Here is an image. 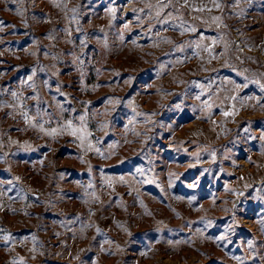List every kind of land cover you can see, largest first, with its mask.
Returning a JSON list of instances; mask_svg holds the SVG:
<instances>
[{
  "label": "rangeland",
  "instance_id": "1",
  "mask_svg": "<svg viewBox=\"0 0 264 264\" xmlns=\"http://www.w3.org/2000/svg\"><path fill=\"white\" fill-rule=\"evenodd\" d=\"M0 20V264H264V0H0ZM13 92L46 128L87 112L95 147Z\"/></svg>",
  "mask_w": 264,
  "mask_h": 264
},
{
  "label": "snow or ice",
  "instance_id": "2",
  "mask_svg": "<svg viewBox=\"0 0 264 264\" xmlns=\"http://www.w3.org/2000/svg\"><path fill=\"white\" fill-rule=\"evenodd\" d=\"M185 2H187V0H185ZM216 7H219V5L217 4ZM73 11L75 12L76 10L73 9ZM216 19H219V17H217ZM2 24H3V21L0 20V25H2ZM79 30L80 29L77 28V31H79ZM191 30L195 31V29H191ZM209 51H211V48H209ZM33 75H35V72H33ZM32 78H33L32 76H29L27 79H28V81H31ZM24 82H26V81H22V83H24ZM31 86L35 87L34 84L31 85ZM12 95L17 98V100L19 102V106L23 110L24 119H26L30 125L40 128L41 131L47 133L48 135H50L52 137H55V136H58V135H63L66 132L70 133L73 137H76L79 140L80 147L82 149H85V151H90V150H92L93 147H95L93 142L90 140V137H91L92 134L88 130L87 124H86L87 112H85L84 114H81L79 116V118H78L79 119V123H75L73 121V119H65L63 121V123L58 124L56 127L46 128V127H44L43 124L37 122L35 116L29 115V112L25 109V106H24V98H21L16 92H13ZM36 99L38 100L39 96H37ZM109 102L110 103L112 102L111 99H109ZM13 107H15V105H13ZM36 107H37V115H39V113H40L39 105H37ZM60 108H61L62 111H64L63 105H60ZM71 111L74 112L75 109H71ZM231 114H233V113H229V112H225L224 113L225 116H228V115H231ZM45 115H48V114L45 113ZM14 143H19V141H14ZM25 147H27V144H25ZM95 151L100 153V148L96 147ZM136 172L141 174V175H143L144 170L142 168H140V167H137L136 168ZM15 179L19 180L20 177H15ZM119 179L121 181H124V177L123 176H121ZM105 182L109 183L108 180H106ZM143 182L144 183H149L148 180H144ZM192 187H195V185H192ZM234 222L235 223H239V221H234ZM209 224H211V221H209ZM97 231H100V229L98 228ZM4 238H5V240H11L12 239V234L10 232H8V233H6ZM32 239H33V242H34V246H33L32 251H35L36 250L35 249V241L37 240V237L33 236ZM215 239L223 241V240L226 239V235L221 234V235L215 237ZM19 259L21 261H24L25 258L24 257H20ZM236 259L239 260L240 257H236ZM13 264H15V261H13ZM242 264H243V262H242Z\"/></svg>",
  "mask_w": 264,
  "mask_h": 264
}]
</instances>
